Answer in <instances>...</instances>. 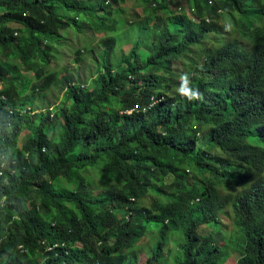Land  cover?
<instances>
[{"label":"trees","instance_id":"obj_1","mask_svg":"<svg viewBox=\"0 0 264 264\" xmlns=\"http://www.w3.org/2000/svg\"><path fill=\"white\" fill-rule=\"evenodd\" d=\"M113 1L142 7L147 34L98 75L99 88L70 83L51 115L7 110L33 102L7 78L13 62L37 74L51 62L52 37L83 17L107 36L108 55L124 9L108 8L112 0H0L8 61L0 62V264H140L128 252L155 225L163 238L146 264H164L169 233L185 223L175 264H227L224 250L238 252L240 232L236 264H264V147L249 142L264 146V0H194L197 21L169 0ZM223 14L237 15L245 44L224 42ZM185 73L202 99L179 94ZM90 173L107 185L97 194ZM207 226L221 228L219 237L201 236Z\"/></svg>","mask_w":264,"mask_h":264},{"label":"rangeland","instance_id":"obj_2","mask_svg":"<svg viewBox=\"0 0 264 264\" xmlns=\"http://www.w3.org/2000/svg\"><path fill=\"white\" fill-rule=\"evenodd\" d=\"M169 2L171 3L170 7L173 11H184L190 16V18L197 21L194 0H169ZM106 6L108 8L116 7L114 9H124V13L122 15L115 17L112 20V24L114 26L118 25V29L114 33L110 34V36L115 38L117 41L112 53L108 55L104 53V50H106L104 42L106 41L107 36L95 30L96 26L93 19L89 21L88 18L86 19L83 17V19L76 24H80L83 27V31H80L76 25H73L70 29L61 31L60 34L52 37L53 39L50 40V44L53 47L50 52L51 62L49 65H40L37 74H35L34 71L27 73L23 69L19 70L18 73L17 67H14V65H17V62L12 61L13 66L7 71V78L12 81H18L19 90H25L26 94L32 95L31 97L33 102H29L27 107H30L31 110L36 111V113L43 112L45 114L48 113V110L53 109L51 115H55L58 109H60L65 102V92L70 83L79 84L85 89L88 87L92 89L99 88L100 84L97 82L98 75L103 73L105 69H111L115 63H120L124 59L123 56L132 50L134 44L141 37L147 34L148 31L140 25L143 20L142 17L144 16L142 7H135L133 2L118 5L113 0L112 2H108ZM72 16H74V14H72ZM255 16L256 14L251 11H248L246 15V17L249 18V21H254ZM236 17V14H223L218 21L223 27V33L225 34L224 42H234V44L243 45L247 42V40H244L241 37L238 27L235 26L234 19ZM147 22L152 25L154 23V19L151 18ZM255 22L258 23L257 21ZM133 23L136 25H133ZM46 43L47 42H45V44ZM45 44H43V46ZM0 62H2V65L7 67L6 64L8 61L5 56H3L1 48ZM173 68L179 72V69L181 68L180 63L176 62ZM52 74L59 77L55 80L52 86L45 87L44 83L46 79ZM3 87L4 83L1 82L0 90L3 89ZM34 91H36V95H34ZM65 105L68 104L65 103ZM51 124L55 125V122L51 121ZM26 133L27 131H24L20 135L17 143L18 149H21L23 138H25L24 135ZM205 135V132L200 133L201 137ZM209 142L210 141L207 140V144L206 142L203 144L206 149L211 148ZM249 142L253 146L264 147L263 145H259L257 138H249ZM7 167L8 165L6 164V168ZM87 177L91 181V186L88 188L90 191H93L94 194H97L106 188L107 185L104 184L95 173H90ZM157 196L164 200V197L159 195ZM43 201L44 200L41 199V202ZM230 210H232V208ZM229 224L232 225V227L228 225L231 232L234 223L231 220ZM190 226L191 223H185L179 228H173L171 230L168 236L169 244L165 250L167 259L164 264H175L183 257L185 253L182 252V250L186 245V233ZM161 230L160 226L155 225V232L150 231L134 249L128 252V254L133 257L134 261H137L138 259L140 264L147 263V259L153 256L154 252L158 248L160 240L163 238ZM225 231L227 232V230ZM220 233L221 228L218 226H207L199 229V234L205 237L210 235L219 237L218 235ZM240 235L241 238L239 241L234 245H231L234 251H238L237 253L233 254L230 250H224L225 256H231L227 264H236L242 255V246L239 244L242 242L244 236L241 232ZM228 236L230 237V234L226 235L224 241L220 242L221 246H225L226 242L229 241ZM219 240H223V238H219ZM182 261L183 259L180 260V262Z\"/></svg>","mask_w":264,"mask_h":264},{"label":"clouds","instance_id":"obj_3","mask_svg":"<svg viewBox=\"0 0 264 264\" xmlns=\"http://www.w3.org/2000/svg\"><path fill=\"white\" fill-rule=\"evenodd\" d=\"M195 74L185 73L181 76V86L178 89V92L181 96L186 97L188 100H200L203 98L202 93L198 89L192 88L190 76Z\"/></svg>","mask_w":264,"mask_h":264},{"label":"built area","instance_id":"obj_4","mask_svg":"<svg viewBox=\"0 0 264 264\" xmlns=\"http://www.w3.org/2000/svg\"><path fill=\"white\" fill-rule=\"evenodd\" d=\"M15 35H17V33H15ZM7 100V97L5 96V95H3V94H0V101H6ZM7 110L11 113V114H13V112L14 111H18V112H20V113H22V114H25V113H27L29 110H30V108L29 107H24V108H16L15 110H14V108H11V107H7ZM126 113L127 114H130V113H132V110H129V111H126ZM2 175V174H1Z\"/></svg>","mask_w":264,"mask_h":264}]
</instances>
